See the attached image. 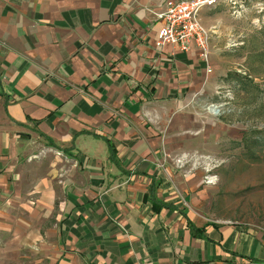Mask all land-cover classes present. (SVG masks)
I'll use <instances>...</instances> for the list:
<instances>
[{
    "label": "crops",
    "instance_id": "0c3cea01",
    "mask_svg": "<svg viewBox=\"0 0 264 264\" xmlns=\"http://www.w3.org/2000/svg\"><path fill=\"white\" fill-rule=\"evenodd\" d=\"M164 9L0 0V264H264V229L165 160L220 140L226 74L217 30L208 61L156 46Z\"/></svg>",
    "mask_w": 264,
    "mask_h": 264
},
{
    "label": "rangeland",
    "instance_id": "374dc122",
    "mask_svg": "<svg viewBox=\"0 0 264 264\" xmlns=\"http://www.w3.org/2000/svg\"><path fill=\"white\" fill-rule=\"evenodd\" d=\"M202 19L217 30L226 74L207 106L218 109L225 129L210 150L167 153L165 160L184 175L200 173L216 218L264 229V0H220Z\"/></svg>",
    "mask_w": 264,
    "mask_h": 264
},
{
    "label": "built area",
    "instance_id": "2783aa9c",
    "mask_svg": "<svg viewBox=\"0 0 264 264\" xmlns=\"http://www.w3.org/2000/svg\"><path fill=\"white\" fill-rule=\"evenodd\" d=\"M220 0H165V9L159 13L164 23L159 31L156 46L176 45L182 51L194 46L203 60L210 59L211 37L214 29L202 21L204 9L213 7ZM206 176L207 184L208 178Z\"/></svg>",
    "mask_w": 264,
    "mask_h": 264
},
{
    "label": "trees",
    "instance_id": "16d2710c",
    "mask_svg": "<svg viewBox=\"0 0 264 264\" xmlns=\"http://www.w3.org/2000/svg\"><path fill=\"white\" fill-rule=\"evenodd\" d=\"M112 155H113V158L115 157V154H114V150H112ZM191 230L193 233H198L200 232L201 230L199 228H197L195 225H191Z\"/></svg>",
    "mask_w": 264,
    "mask_h": 264
},
{
    "label": "clouds",
    "instance_id": "9594fccd",
    "mask_svg": "<svg viewBox=\"0 0 264 264\" xmlns=\"http://www.w3.org/2000/svg\"><path fill=\"white\" fill-rule=\"evenodd\" d=\"M216 179H217V177H210V178H208V182L214 183Z\"/></svg>",
    "mask_w": 264,
    "mask_h": 264
},
{
    "label": "bare ground",
    "instance_id": "6f19581e",
    "mask_svg": "<svg viewBox=\"0 0 264 264\" xmlns=\"http://www.w3.org/2000/svg\"><path fill=\"white\" fill-rule=\"evenodd\" d=\"M208 108H209L210 111H213V109H214L215 107H213V106L211 105V106H209Z\"/></svg>",
    "mask_w": 264,
    "mask_h": 264
}]
</instances>
